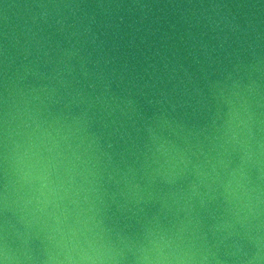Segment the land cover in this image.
<instances>
[{"label": "water", "instance_id": "obj_1", "mask_svg": "<svg viewBox=\"0 0 264 264\" xmlns=\"http://www.w3.org/2000/svg\"><path fill=\"white\" fill-rule=\"evenodd\" d=\"M0 264H264V0H0Z\"/></svg>", "mask_w": 264, "mask_h": 264}]
</instances>
